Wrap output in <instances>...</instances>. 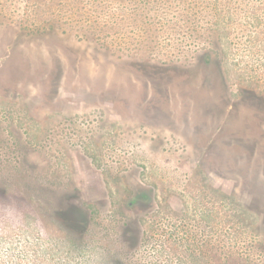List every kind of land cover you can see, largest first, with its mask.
Instances as JSON below:
<instances>
[{"label":"rangeland","instance_id":"obj_1","mask_svg":"<svg viewBox=\"0 0 264 264\" xmlns=\"http://www.w3.org/2000/svg\"><path fill=\"white\" fill-rule=\"evenodd\" d=\"M0 264H264V0H0Z\"/></svg>","mask_w":264,"mask_h":264},{"label":"trees","instance_id":"obj_2","mask_svg":"<svg viewBox=\"0 0 264 264\" xmlns=\"http://www.w3.org/2000/svg\"><path fill=\"white\" fill-rule=\"evenodd\" d=\"M35 31H38V32H39V31H41V30H40V29H38V27H36V28H35Z\"/></svg>","mask_w":264,"mask_h":264}]
</instances>
